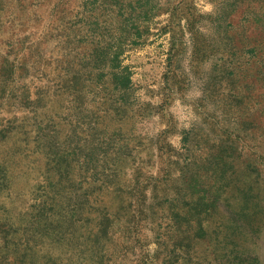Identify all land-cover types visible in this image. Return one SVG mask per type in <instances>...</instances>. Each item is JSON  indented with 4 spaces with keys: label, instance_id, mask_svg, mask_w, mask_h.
Returning a JSON list of instances; mask_svg holds the SVG:
<instances>
[{
    "label": "rangeland",
    "instance_id": "obj_1",
    "mask_svg": "<svg viewBox=\"0 0 264 264\" xmlns=\"http://www.w3.org/2000/svg\"><path fill=\"white\" fill-rule=\"evenodd\" d=\"M0 264H264V0H0Z\"/></svg>",
    "mask_w": 264,
    "mask_h": 264
},
{
    "label": "trees",
    "instance_id": "obj_2",
    "mask_svg": "<svg viewBox=\"0 0 264 264\" xmlns=\"http://www.w3.org/2000/svg\"><path fill=\"white\" fill-rule=\"evenodd\" d=\"M127 81H128V77H125L124 79L120 80L122 85H124Z\"/></svg>",
    "mask_w": 264,
    "mask_h": 264
}]
</instances>
